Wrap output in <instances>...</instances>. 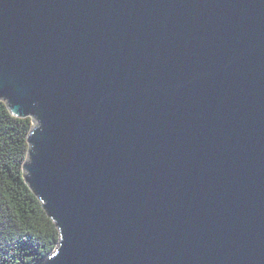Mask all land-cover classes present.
Instances as JSON below:
<instances>
[{
	"label": "water",
	"instance_id": "obj_1",
	"mask_svg": "<svg viewBox=\"0 0 264 264\" xmlns=\"http://www.w3.org/2000/svg\"><path fill=\"white\" fill-rule=\"evenodd\" d=\"M0 101L38 264H264V0H0Z\"/></svg>",
	"mask_w": 264,
	"mask_h": 264
},
{
	"label": "trees",
	"instance_id": "obj_2",
	"mask_svg": "<svg viewBox=\"0 0 264 264\" xmlns=\"http://www.w3.org/2000/svg\"><path fill=\"white\" fill-rule=\"evenodd\" d=\"M29 118L12 116L0 101V264H38L59 232L23 178Z\"/></svg>",
	"mask_w": 264,
	"mask_h": 264
}]
</instances>
